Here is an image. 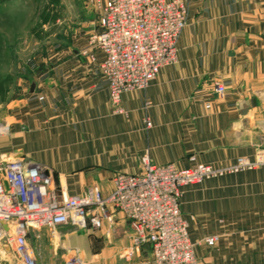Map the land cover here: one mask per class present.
I'll use <instances>...</instances> for the list:
<instances>
[{"label":"crops","instance_id":"0c3cea01","mask_svg":"<svg viewBox=\"0 0 264 264\" xmlns=\"http://www.w3.org/2000/svg\"><path fill=\"white\" fill-rule=\"evenodd\" d=\"M96 25L97 15L78 27L51 75L29 87V133L22 132L18 112L17 148L44 152L45 162L24 161L47 168L55 188L68 196L92 186L107 195L114 174L142 172L143 156L179 169L193 163L223 167L239 158L259 162L252 171L207 182L203 192L185 190L183 201L192 206L189 235L200 261L264 264V0H189L177 60L145 90L122 95L126 116L120 118L111 116L99 71L103 56L84 54ZM215 82L223 84L222 95L214 93ZM2 127L15 134L9 124ZM108 212L112 220L99 229H29L36 264H63L73 253L83 264H152L148 246L124 257L132 229L120 213ZM214 235L221 237L214 247L198 244ZM1 264L19 263L7 253Z\"/></svg>","mask_w":264,"mask_h":264},{"label":"built area","instance_id":"2783aa9c","mask_svg":"<svg viewBox=\"0 0 264 264\" xmlns=\"http://www.w3.org/2000/svg\"><path fill=\"white\" fill-rule=\"evenodd\" d=\"M90 4L97 25L84 54L91 59L94 52L103 56L99 71L107 83L108 102L113 113H121L123 94L145 90L161 68L177 60L189 0H90ZM213 88L217 95L225 92L220 82ZM3 129L0 126V136ZM259 164L240 158L223 168L193 163L179 169L152 164L143 156L142 172L114 174L107 195L92 186L83 195L68 196L61 186L60 191L55 188L47 168L24 160L0 162V264L1 255L7 253L16 263L36 264L27 240L29 229H85L88 224L99 229L103 220H112L109 208L132 229V246L125 258L148 246L152 264H204L194 253L189 224L181 213L182 190ZM215 241L210 237L205 244ZM63 264L83 262L73 253Z\"/></svg>","mask_w":264,"mask_h":264},{"label":"rangeland","instance_id":"374dc122","mask_svg":"<svg viewBox=\"0 0 264 264\" xmlns=\"http://www.w3.org/2000/svg\"><path fill=\"white\" fill-rule=\"evenodd\" d=\"M96 15L90 0H0V126L9 124L10 129L15 130L12 137L9 132L0 136V139H9L0 143V161L31 158L45 162L44 152L30 154L17 148V113L23 118L20 123L22 132L29 133V125L24 122V118L31 113L34 102L29 87L39 84L41 79L45 81L46 75H51V65L62 59V51L70 45L76 29L88 21H93ZM40 103L38 101V104ZM42 107L43 105H39V108ZM121 109V113L115 114L111 108V116L125 117L126 113L122 107ZM254 169H244L226 175ZM222 177L206 180L182 190L180 209L190 226L195 218L190 214L191 203L185 204L183 201L184 191L201 189L203 192L207 182ZM200 203H205L204 196L198 201V204ZM211 237L216 238L212 245L205 244V240L210 237L200 238L198 244L214 247L221 237Z\"/></svg>","mask_w":264,"mask_h":264},{"label":"bare ground","instance_id":"6f19581e","mask_svg":"<svg viewBox=\"0 0 264 264\" xmlns=\"http://www.w3.org/2000/svg\"><path fill=\"white\" fill-rule=\"evenodd\" d=\"M6 132V129L4 128L3 130H2V133H5Z\"/></svg>","mask_w":264,"mask_h":264}]
</instances>
